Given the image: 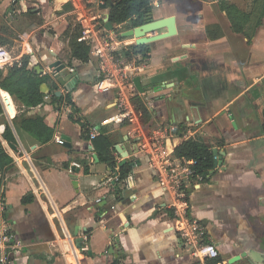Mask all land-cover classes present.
I'll return each instance as SVG.
<instances>
[{
    "label": "crops",
    "instance_id": "0c3cea01",
    "mask_svg": "<svg viewBox=\"0 0 264 264\" xmlns=\"http://www.w3.org/2000/svg\"><path fill=\"white\" fill-rule=\"evenodd\" d=\"M226 1L250 14L243 32L233 29L221 0H152V16H175L177 34L143 44L148 52L145 58L133 55L140 66L133 78L150 112L148 129L175 125L176 148L197 137L212 153L217 148L223 154L221 165L214 163L186 192L191 215L216 245L218 260L264 264V17L257 24L264 0ZM59 6L56 0H0V39L15 41L8 44L15 62L32 56L29 69L47 77L49 95L70 93L74 102L58 106L46 100L26 110L0 86V140L14 160L0 173V193L4 219L21 247L12 264H201L174 227L170 197L148 155L127 135L114 91L97 89L96 59L91 52L88 62L73 57L77 29L67 14L70 4ZM124 38L122 49L137 44L134 37ZM56 58L76 70V82L65 87L50 74ZM9 67L1 69L5 75ZM20 115L44 117L55 129L52 139L42 143L19 129ZM7 127L16 148L4 138ZM93 129L97 137L110 135L115 164L100 160ZM31 195L33 201L23 202ZM80 237L88 250L77 248ZM238 255L245 256L232 262Z\"/></svg>",
    "mask_w": 264,
    "mask_h": 264
},
{
    "label": "built area",
    "instance_id": "2783aa9c",
    "mask_svg": "<svg viewBox=\"0 0 264 264\" xmlns=\"http://www.w3.org/2000/svg\"><path fill=\"white\" fill-rule=\"evenodd\" d=\"M56 1L61 3L59 8L70 4L67 14L80 28L79 41L90 46L91 54L97 61V89L104 93L114 91L120 116L128 125L127 135L139 150L148 155L150 167L157 172L160 187L170 197L168 206L173 214L174 227L191 256L201 264H222L218 260L216 245L206 239L204 226L192 217L190 201L186 196L188 187L199 185L202 181V175L194 169L196 160L175 154L173 141L179 135L175 125L148 129L143 121V112L136 105L134 98L138 95L133 76L140 66L135 59H128L120 53L125 44L124 30L108 29L106 14L100 6L103 0ZM15 61L16 56L9 45L0 42V69L12 66ZM45 99L50 101L51 95L47 94ZM97 135V130L93 129L91 140ZM57 142L64 144L65 140L59 137ZM5 210L6 203L0 193V264H12V255L21 247L16 233L4 219ZM81 249L88 250V246L84 245Z\"/></svg>",
    "mask_w": 264,
    "mask_h": 264
},
{
    "label": "trees",
    "instance_id": "16d2710c",
    "mask_svg": "<svg viewBox=\"0 0 264 264\" xmlns=\"http://www.w3.org/2000/svg\"><path fill=\"white\" fill-rule=\"evenodd\" d=\"M108 2L110 0H103ZM221 7L227 12L232 27L237 32H243L245 25L250 20V14L242 11L233 2L221 0ZM261 18L264 17V3L261 8ZM110 20L113 24V29H129L139 26L152 18V0H116L113 5L109 6ZM122 26V27H121ZM123 26H125L123 28ZM76 36L73 42L72 55L82 62H88L90 60L91 48L86 43L79 41L80 28L76 26ZM2 44H6L1 41ZM127 48V49H126ZM120 51L121 55L128 59H133V55L141 54L143 58L146 57L148 52L147 45H131ZM32 56L24 55L20 62H15L8 68V73L5 75L3 70L0 69V86L3 89L8 90L12 95L15 94L24 103L26 110L37 108L45 103L46 99L41 92V84L47 81V77L40 76L37 71L30 70L29 66L32 62ZM7 105L9 106V95L3 92ZM136 105L143 112V121L148 123L150 120V112L145 103L136 96L134 98ZM52 103H58L60 106L64 101L69 104H74L70 93L66 96L51 94ZM0 111L2 108L0 106ZM262 133L264 134V80H263V108H262ZM16 125L19 129H22L42 143H46L52 139L55 129L48 126L44 117H26L20 115L15 119ZM4 138L10 143H16V139L10 129L6 128ZM94 145L98 152L99 158L103 162H107L111 165L114 163V156L111 152L112 140L109 134L104 131L99 137L94 140ZM175 154L178 157L194 158L196 164L194 169L197 174L204 176L208 170L214 167L213 153L209 147L204 143L201 138L191 137L185 140L179 145ZM69 164H66L68 166ZM14 166L13 158L8 154L4 145L0 140V173L10 169ZM85 172H89V168H85ZM1 183V179H0ZM33 195L23 199V202L27 203L33 201Z\"/></svg>",
    "mask_w": 264,
    "mask_h": 264
},
{
    "label": "water",
    "instance_id": "95a60500",
    "mask_svg": "<svg viewBox=\"0 0 264 264\" xmlns=\"http://www.w3.org/2000/svg\"><path fill=\"white\" fill-rule=\"evenodd\" d=\"M114 1L116 0H110L108 2L102 3L100 6L104 9H107L109 6L113 5ZM106 26L108 29H113V24L110 20V14L109 12L106 13L105 18ZM166 29L164 32H160L162 30ZM160 32V33H156ZM154 33L153 35H148ZM177 34V23H176V17L175 16H169L165 18H152L150 20H147L145 23L132 27L129 29H126L122 32L123 37H134L136 38V43L138 45H143L147 43H151L154 41H157L159 39H164L167 37H171L173 35ZM51 75L56 79V81L62 85L67 87V84L71 81H77V72L74 68H69L68 65L62 61L61 59L56 58L54 61L49 63L48 65ZM41 74V71L39 72ZM41 92L44 94H49L50 88L47 82H43L41 84ZM56 95H61V91L57 90L55 91ZM11 147L16 148L14 144H10ZM119 149V148H118ZM214 153V163L215 167L221 165L222 163V153L219 149L215 148L213 149ZM123 157H127L129 155L128 151H125L122 153ZM95 159L99 161V158L97 154L94 155ZM126 162V160L123 161V163ZM72 170L76 171V173L79 172V168H76L75 166H72ZM72 174L71 176L74 178V185L77 187V174ZM83 238L80 237L76 241L77 248H81L83 245ZM251 254H253V251H250ZM249 253V254H250ZM245 256V255H243ZM243 256H236L232 259V262H235L239 260Z\"/></svg>",
    "mask_w": 264,
    "mask_h": 264
},
{
    "label": "rangeland",
    "instance_id": "374dc122",
    "mask_svg": "<svg viewBox=\"0 0 264 264\" xmlns=\"http://www.w3.org/2000/svg\"><path fill=\"white\" fill-rule=\"evenodd\" d=\"M21 19H16V20H14V23L19 27L20 26V24H21V21H20ZM72 22H75L74 21V18L72 17V20H71ZM125 26H123V28H124ZM120 31H122V30H120ZM1 41H3L2 39H0ZM3 42H5L7 45L9 44L11 47L12 46H14L15 45V41L13 40V39H11L10 38V40H9V42H7V41H3ZM16 173V172H15Z\"/></svg>",
    "mask_w": 264,
    "mask_h": 264
}]
</instances>
